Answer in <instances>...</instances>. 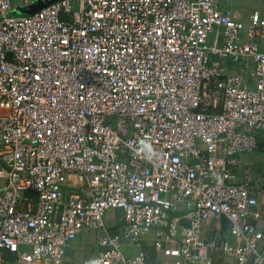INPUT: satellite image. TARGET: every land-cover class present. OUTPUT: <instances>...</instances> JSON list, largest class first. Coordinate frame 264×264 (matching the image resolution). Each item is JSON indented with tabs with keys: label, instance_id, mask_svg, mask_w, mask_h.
<instances>
[{
	"label": "built area",
	"instance_id": "1",
	"mask_svg": "<svg viewBox=\"0 0 264 264\" xmlns=\"http://www.w3.org/2000/svg\"><path fill=\"white\" fill-rule=\"evenodd\" d=\"M84 232L80 264H264V4L0 0V264Z\"/></svg>",
	"mask_w": 264,
	"mask_h": 264
},
{
	"label": "crops",
	"instance_id": "2",
	"mask_svg": "<svg viewBox=\"0 0 264 264\" xmlns=\"http://www.w3.org/2000/svg\"><path fill=\"white\" fill-rule=\"evenodd\" d=\"M238 0H228V7L236 10V3ZM243 2H246L243 0ZM244 8L249 12L252 8L249 5L245 4ZM259 9H263V5ZM122 220V213L120 211H113L108 215L107 226L108 232L110 234H116L118 232V227ZM93 233L84 232L72 245L67 253V259L70 264H80L83 260L91 258L96 255L97 250L95 248L93 238ZM95 240V239H94ZM147 252L149 258L151 259L152 264H165L161 257H155V253L152 247V238L149 237L148 241L142 244L141 247ZM131 250V249H130ZM138 249H132V252H137Z\"/></svg>",
	"mask_w": 264,
	"mask_h": 264
},
{
	"label": "rangeland",
	"instance_id": "3",
	"mask_svg": "<svg viewBox=\"0 0 264 264\" xmlns=\"http://www.w3.org/2000/svg\"><path fill=\"white\" fill-rule=\"evenodd\" d=\"M246 2H243V0H238V2L236 3L235 7L236 10H238L239 12H241L242 14L245 13V11H247L244 8V5L247 4L249 5L250 8H252V6H257V8H260L261 5H263L264 3L261 0H245ZM244 160L253 164V168L255 170H263V166H262V162H263V154L260 151H257L253 154L247 155L244 157ZM13 262V260H8V264H11Z\"/></svg>",
	"mask_w": 264,
	"mask_h": 264
},
{
	"label": "water",
	"instance_id": "4",
	"mask_svg": "<svg viewBox=\"0 0 264 264\" xmlns=\"http://www.w3.org/2000/svg\"><path fill=\"white\" fill-rule=\"evenodd\" d=\"M40 8H36V9H34L33 11H31V12H35V11H37V10H39Z\"/></svg>",
	"mask_w": 264,
	"mask_h": 264
}]
</instances>
